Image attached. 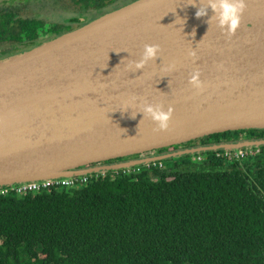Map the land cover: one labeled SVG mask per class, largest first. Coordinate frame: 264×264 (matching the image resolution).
Returning a JSON list of instances; mask_svg holds the SVG:
<instances>
[{
	"label": "water",
	"instance_id": "1",
	"mask_svg": "<svg viewBox=\"0 0 264 264\" xmlns=\"http://www.w3.org/2000/svg\"><path fill=\"white\" fill-rule=\"evenodd\" d=\"M207 5L135 0L0 60V186L83 175L211 134L264 129V0H245L231 37L215 19L206 22L210 8L195 16ZM146 43L158 44L159 56L129 67ZM197 69L202 90L188 82ZM142 102L171 106L166 130L143 117ZM261 145L264 139L242 140L173 155Z\"/></svg>",
	"mask_w": 264,
	"mask_h": 264
},
{
	"label": "trees",
	"instance_id": "2",
	"mask_svg": "<svg viewBox=\"0 0 264 264\" xmlns=\"http://www.w3.org/2000/svg\"><path fill=\"white\" fill-rule=\"evenodd\" d=\"M52 1L54 9L76 14L44 30L61 35L123 0ZM21 9L0 6V41L17 37L10 24ZM29 23L31 37L45 25L42 19ZM261 139L264 129H247L181 146ZM259 148L240 161L203 151L206 160L194 153L184 167L0 196V264H264V145Z\"/></svg>",
	"mask_w": 264,
	"mask_h": 264
},
{
	"label": "built area",
	"instance_id": "3",
	"mask_svg": "<svg viewBox=\"0 0 264 264\" xmlns=\"http://www.w3.org/2000/svg\"><path fill=\"white\" fill-rule=\"evenodd\" d=\"M193 147V146H192ZM203 146H194L200 148ZM260 152L259 146H249L243 148H229L215 150V155L218 158H225L228 162L240 161L250 155H255ZM197 154V160H206L207 155L202 153ZM153 155L147 154L144 157L135 159H123L121 161L103 164L98 170L89 172L83 175H74L70 177H57L43 180L26 181L0 186V196L8 195H24L26 193H38L43 189H61L65 187H75L79 184H86L94 178L104 177L107 175L130 174L140 172L142 170H151L154 168H164L162 160L152 159ZM135 160L136 162H133ZM141 162L139 164H136Z\"/></svg>",
	"mask_w": 264,
	"mask_h": 264
},
{
	"label": "clouds",
	"instance_id": "4",
	"mask_svg": "<svg viewBox=\"0 0 264 264\" xmlns=\"http://www.w3.org/2000/svg\"><path fill=\"white\" fill-rule=\"evenodd\" d=\"M211 9L213 16L208 17L207 23L212 22L215 19L217 25L223 31V33L231 37L235 34L236 30L240 26L242 14L245 9V0H208L206 7H198L195 16L197 18L204 17L208 13V9ZM194 35V32H193ZM160 46L158 44H144L143 51L138 60L129 61V67L135 69H142L149 61H155L159 56ZM188 55L193 59L196 58V51L190 50ZM174 65H168L167 70L171 71ZM188 82L197 90H202L203 81L200 79L199 70H194L188 78ZM135 99V98H134ZM143 113V117L147 115L155 124L156 129L163 131L168 127V122L171 118L173 109L171 106L165 109L161 103H148L142 102L140 104V110ZM136 113L132 116H135Z\"/></svg>",
	"mask_w": 264,
	"mask_h": 264
},
{
	"label": "rangeland",
	"instance_id": "5",
	"mask_svg": "<svg viewBox=\"0 0 264 264\" xmlns=\"http://www.w3.org/2000/svg\"><path fill=\"white\" fill-rule=\"evenodd\" d=\"M130 1L131 0H123V1L119 2L118 4L112 5L107 10H105L104 14H102L100 16H103V15L110 13V12H112V11H114V10H116V9L126 5V4H129V3H131ZM4 2H6V1L0 2V6L5 4ZM52 2H53L52 0H23L21 5L22 6L25 5L26 9L20 13L21 18H34V17H36V18L42 19L46 22V27H47L48 25H50V23H59V22L65 21L68 18L76 16L75 13L65 11V10H61V9H59V7H58V9H54L52 6ZM15 4H19V1H16ZM100 16H98L96 18H99ZM96 18H94V19H96ZM82 25H84V24H82ZM184 148L185 149L183 151L193 149V147H188V146H185ZM169 151H170L169 147L158 150V152L162 153V154L167 153ZM151 152H154V150L145 152V153L140 154V155L128 156L127 158H125V157L124 158L125 159H135L137 157H144L147 154H150ZM194 155L195 154H193V152L183 153L181 155H173L170 153V154H165V156L161 160L163 162V166L165 169L173 168L176 166L184 167L185 165H183V161L184 160H191ZM121 159L123 160V158H121ZM100 165H102V163H100L98 166H100Z\"/></svg>",
	"mask_w": 264,
	"mask_h": 264
},
{
	"label": "flooded vegetation",
	"instance_id": "6",
	"mask_svg": "<svg viewBox=\"0 0 264 264\" xmlns=\"http://www.w3.org/2000/svg\"><path fill=\"white\" fill-rule=\"evenodd\" d=\"M16 1H19V4H15ZM22 1L23 0H9V1H6L5 4L11 3V4L22 6L21 5ZM25 9H26V7H25V5H23L19 14H17V16L14 17L15 21H12L10 24L11 27L15 28V33L17 34V37H15L14 34H12L10 38L0 41V60L6 59V58L11 57V56L16 55V54L26 52L32 48H35V47H37V46H39V45H41L47 41L52 40V39L59 36V35L53 34V33H49V34L45 33L44 34V30L47 27H46V22L43 20L45 22L44 27L41 28L38 26L37 31H36L37 35L35 37H31V35H32L31 33H33V31H31L29 33V31L31 29V25L29 22L33 19H36V20H41V19L36 18V17H34V18H21L20 13ZM25 20H27L26 21V25L28 28L27 30L23 29V27L25 25L24 24ZM184 149L185 148L182 147L181 145H176V146L172 147L168 153L172 154L175 152H181ZM163 155L164 154L159 153L157 151V155L154 157L163 156Z\"/></svg>",
	"mask_w": 264,
	"mask_h": 264
},
{
	"label": "crops",
	"instance_id": "7",
	"mask_svg": "<svg viewBox=\"0 0 264 264\" xmlns=\"http://www.w3.org/2000/svg\"><path fill=\"white\" fill-rule=\"evenodd\" d=\"M175 153H178V152H175ZM175 153H172V154H175ZM165 154H170V153L167 152V153H164V155H165ZM150 155L156 156L157 153H155V154H151V153H150Z\"/></svg>",
	"mask_w": 264,
	"mask_h": 264
}]
</instances>
